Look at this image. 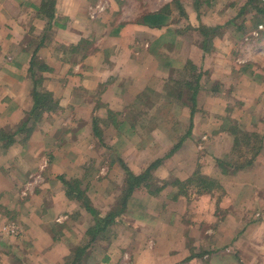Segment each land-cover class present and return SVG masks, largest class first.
Here are the masks:
<instances>
[{
  "label": "crops",
  "instance_id": "crops-1",
  "mask_svg": "<svg viewBox=\"0 0 264 264\" xmlns=\"http://www.w3.org/2000/svg\"><path fill=\"white\" fill-rule=\"evenodd\" d=\"M190 1L166 0L153 9L151 0H55L53 20L48 24L38 11L43 0H0V129L13 132L30 111L36 80L39 81L36 90L51 93L58 103L55 112L43 114L24 145L17 142L1 149L0 144V264H63L69 255L68 242L75 241L70 236L84 237L88 227L81 216L86 212L79 203L66 197L60 177L79 181L91 205L98 209L102 201L110 203L115 198L104 181L115 182V186L123 183L121 161L135 175L152 163L151 158L147 162L145 140L139 141L136 149H124L123 142L132 136L147 137L136 124L146 115L130 113L144 106L147 98L159 97L160 83L168 76L169 68H174L176 58H182L179 53L185 29H173L174 21L180 18L172 15L179 5L186 9ZM98 6L103 10L91 18ZM217 50L214 52L218 53ZM212 59L208 55L200 66L189 58L201 74L200 82L205 76L213 81L224 79L223 67L214 63L217 58ZM32 62L35 65L30 71ZM214 73L221 74L215 77ZM194 117L191 132H196L200 121ZM93 121L100 139L93 133ZM154 132L152 128L151 137ZM188 137V141L183 140L181 150L154 170L158 179L170 183L189 178V173L181 175L174 161V156L189 155V149H183L189 145ZM159 150L149 149V155ZM186 160L191 162V157ZM190 165L196 167L194 163ZM111 173L115 178L109 177ZM171 176L175 179L165 181ZM256 185L259 187L258 175ZM172 188L171 195L176 191ZM138 195L144 198L140 201ZM253 198L251 194L235 195L232 201L237 205L234 204L233 210L232 205L225 203L226 213L221 216L236 221L233 230H228L219 229L218 225L204 228L207 221L215 219L217 203L224 198H213L212 194L200 196L198 201L214 202L207 204L212 210L193 209L191 221L186 225L202 226V236L191 239L190 245L184 241L181 247H176L174 197L165 206L166 211L162 209L165 214H154L141 204L147 200L156 203L159 199L148 196L141 188L135 190L128 198L126 213L140 223L148 221L150 230L154 228V241L149 247L143 245L138 249L132 264H264V241L231 240L228 246L225 243L219 246L221 240L216 236L223 232L232 234V238L256 230L264 233V207L259 196L255 197L260 201L258 209L252 213L261 216L253 217L251 224H247L250 214L245 212L243 203L248 205ZM162 218L170 219L162 221ZM244 219L247 220L242 227ZM12 223L18 224L22 231L19 237L2 232L3 226ZM184 243L187 253L183 251ZM107 264L113 261L108 259Z\"/></svg>",
  "mask_w": 264,
  "mask_h": 264
},
{
  "label": "rangeland",
  "instance_id": "rangeland-1",
  "mask_svg": "<svg viewBox=\"0 0 264 264\" xmlns=\"http://www.w3.org/2000/svg\"><path fill=\"white\" fill-rule=\"evenodd\" d=\"M194 1L195 0H191L190 3L186 5V9L182 8L185 16H182V13L179 16L178 9L176 8L174 10L175 14L172 15L173 17L180 18L174 21L173 29L175 31L177 29H181V31L185 29V33H182L185 38L184 44L179 53L182 58H176L178 61H174V68H169L170 74L160 83L162 87L157 91L159 97L151 96L145 101L144 106H140L139 109L134 108L130 113L131 115L141 113L146 115L141 122L138 121L136 124L141 127L139 132L147 134V137L145 139H133L132 136L130 139H124L125 141L123 144H126L124 149H136L139 141L143 143L145 140L148 148L147 162H149L151 158L153 160L152 162H158V165H160L163 160L174 155L178 149H182L183 142L179 145L178 149H175L173 154L170 153L174 145H176L182 137H185L184 141H188L185 134L190 125V110H193V117L195 116L196 119H200V121L196 124V132H190L188 135L189 145L183 148L189 149V155L185 156L180 154L174 156V161L182 171V174L180 173L182 176H186L189 173V178L187 177V179H190V177L192 178L194 174H198L201 177L216 182L218 188L212 192V197L217 199L224 198V201L221 200L217 203L218 207L215 208V219H213L212 222L207 221V223L203 225L205 226L204 228H214V226L218 225L219 229L223 227L224 229L233 230V221L235 220L226 219L221 215L226 213V207H223L225 203L232 205L233 208H231V210L234 209L235 203L232 200L235 195H237V197H239V195L246 196L247 194L254 195L252 202H249L248 205H245V202L243 203L245 212L247 210L250 214L247 217L248 225L251 224L250 221L253 217L258 219L261 216V214L257 216L252 213L253 210L258 209L256 206H259L258 204L260 202L256 200L255 197L259 196L262 198L261 203L264 207V139L263 148L259 156L254 160L252 166L235 173L232 172V169L229 170L228 167L220 166L222 164L233 166L236 163L241 164L246 161L242 158L246 152L240 154L236 152L237 150L232 151L233 141L232 136L228 133V127L238 128L239 130L249 133H258L263 135L264 138V89H260L262 86L264 88V31H262L257 38L251 35L259 25L264 26V13H257L253 10V5H247L248 0H197L199 3L197 6L194 5ZM151 3L153 4V9H158L161 5L166 3V0H151ZM255 3H257V1ZM262 6L264 7L263 4ZM241 8L246 11L244 15L239 12ZM234 19L238 24H235V22L229 24V22ZM199 22L206 27L216 28L218 34L212 39L210 47L212 51L210 53H205V55H203L200 49L196 48L201 38L193 29L197 28ZM237 25H241L243 28L238 30L236 29L238 28ZM246 38L247 40H245ZM220 40L225 41L219 43ZM215 50L219 52L216 53L214 52ZM210 54L213 56V59L217 58V61L214 63L223 67L224 73L222 75L224 79L221 80L219 78V81H213L210 80L208 76H205L200 82V90L197 93L195 106L189 103L190 101L186 98L188 96H182L180 99H174V97L168 96L169 88L173 86V82L169 80L172 78L173 81L178 80L179 82L184 80L185 82L192 83L193 75H189L188 63L195 68L196 66L193 62L201 66V64L208 60V55ZM217 54L219 55L217 56ZM189 58L193 59V62L189 60ZM219 74L221 73H214V75H216L215 77H219ZM251 83H255V86ZM216 85H219V87L217 89L218 91L215 93L212 87ZM176 92L177 89L175 94ZM207 98L209 99L206 100ZM193 117L191 118V122ZM225 118H228V121L224 123ZM144 128H146V133L144 132ZM152 128L156 130V132H154V137L150 136ZM149 149L160 150L155 155L150 156ZM192 151H194L193 154ZM158 154L159 156L156 157ZM190 157L191 162L186 160ZM191 163H194L196 167L193 168L190 165ZM222 168H227L229 171L224 173ZM180 170L179 172H181ZM152 174L155 182L154 180L151 181L149 192L144 188H141V190L144 193L147 192L148 196H156L159 200L157 202L155 201L156 203L148 200L144 201L141 207L144 206L147 209L153 210L155 212L154 214H160L166 211L165 209L167 207L165 206L171 204L170 202L173 201L172 198L174 197V205H172V209H174V245L176 247H181L184 241L187 243L186 245H190L191 239L201 238L202 226L192 227L191 225L188 227L186 224L191 221L190 217L194 214L193 209H196L195 211H200L199 209L201 208L211 212L212 208H207V204L214 205V202L212 200L206 202L198 201V198L202 195H196L193 188H189L187 196L183 197L184 194L180 192L183 190L181 186H179L178 189L174 187L176 191L174 190V194L172 195L169 193L173 191V188L168 185L166 189L163 190L164 192L162 191L159 195L149 194L150 191L156 187H161V183L163 182V180L155 176L154 171ZM257 175L259 178V187L256 185ZM109 177L115 178L114 173H111ZM171 179L175 178L171 176L165 181L170 182ZM104 182V185L108 184L106 186L107 190L110 189L108 192H113L115 198L110 203L102 201L103 204L98 206L96 210L101 217L105 216L111 209L118 207L125 189L124 180L123 183L118 186L114 185L115 182ZM100 190L102 191V187ZM142 198L144 197L137 196V199L140 201ZM135 204L134 208H137L139 203L137 202ZM220 204H223L221 208ZM126 212L127 211L124 212L123 216L119 217L121 223L113 227V231L115 230L114 233L118 232L116 238L93 244L87 251V258H85L83 264H107L108 259L112 260L113 264H132V257L135 259V254L138 249L143 245L149 247L152 244L154 241V228L150 230L149 226L146 225V223H149L148 221L140 223L136 221L135 218L128 216ZM164 212L162 214H165ZM217 213L220 214V217ZM166 219L169 221L170 218H162V221H166ZM246 220L247 219H244V221H242V227ZM81 221L89 228L93 225L94 220L92 216L86 212L85 216H81ZM12 224L18 226L16 223ZM133 224L138 225V227L134 228ZM211 235L215 237L216 233L214 234L212 232ZM80 236V234L76 236L71 235L70 238L73 239V241L75 240L74 242H78L77 245H82L87 240ZM216 236L221 240L219 246L223 245V243L228 246L231 240L237 242L251 241L255 243H257V241H264V233H259L258 230L254 233L246 232V234L235 238H232V234L228 232H223L222 235L218 233ZM74 242H68L70 249L76 246ZM185 243L182 247L183 251L187 253ZM225 252L226 251H223V253ZM104 258H107V261H104Z\"/></svg>",
  "mask_w": 264,
  "mask_h": 264
},
{
  "label": "trees",
  "instance_id": "trees-1",
  "mask_svg": "<svg viewBox=\"0 0 264 264\" xmlns=\"http://www.w3.org/2000/svg\"><path fill=\"white\" fill-rule=\"evenodd\" d=\"M256 1L257 3H255ZM54 2L55 0H43L41 7L38 9L39 13L45 16L48 24L53 20ZM193 3L195 6L199 4L197 0H195ZM248 4L251 6L253 5V10H255L257 13H264V7L260 3V0H248L247 5ZM177 9L180 15L181 13H184L180 5L177 7ZM239 12L240 14L244 15L246 11L241 8ZM182 16L185 15L183 14ZM233 22H235V24L237 23L234 19L233 21H230L229 24ZM237 27L238 28L236 29L238 30H241L243 28L241 25H237ZM193 30H195L201 38L197 43V46H199V48L204 53H210L212 51V49L210 48L212 39L214 36L218 35L217 29L206 27L201 22H199L197 28ZM189 64L190 63H188V72L190 73L189 75H193V82H185L184 80L178 82V80L173 81L171 78L169 81L173 82V86L169 88V91L167 89V91L168 96L174 97V99H180L182 96H188L186 98L190 101L189 103H191L192 106H195L197 93L200 90L201 74L197 73V69L194 66H190ZM33 65H35L34 62H32L30 65V71L32 70ZM38 83L39 81H34V89L31 93L33 101L32 107L30 111L25 114L22 121H20V123L15 126V130L13 132H9L0 129L1 149H8L10 146L17 142L24 145L34 131L35 126L41 121L43 114L53 113L58 109V103L53 99V95L51 93L47 91L39 92L36 90L35 87ZM218 87L219 85L212 87L215 93L218 91ZM176 89L177 92L175 94ZM148 99L149 98H147L146 100ZM193 115V110H190V125L185 134L186 137L191 132V118L193 117ZM227 119L228 118L224 119V123L228 121ZM93 122V133L96 138L100 139V131H98L95 121ZM228 133L230 136H232V151L237 150L236 152L240 154L246 152L242 157L246 161L241 164L236 163L233 166L227 164H222L220 166L228 167L229 170L232 169L233 173L252 166L254 160L257 156H259V153L263 148V135H260L258 133L245 132L234 127H228ZM184 139L185 137H182L179 142L174 145V148L170 152L171 154L175 152V149L179 148V145H181ZM120 165L124 173L125 189L123 191V196L119 201L118 207L115 209H111L103 217L99 216L97 210L92 207L90 200L86 196L85 190L81 189V183L79 181L74 179L67 180L64 177L59 178L64 187L66 197L71 201L79 203L80 206L86 212H88L94 220L93 225H91L84 234V239L86 238L87 241L82 245H76L72 249H70L68 251L69 255L64 259L63 264H83L85 258H87V251L93 244L103 240H111L116 238L118 232L114 233L115 230L113 231V227H115L116 225L118 226L121 223L119 217L123 216L124 212L126 211L128 198L135 190L140 188L147 189V191L149 192V189L151 188V181L154 180L152 172L159 166L158 162L154 161L150 163L148 167L140 174L135 175L124 163L120 162ZM229 170L227 168H224L223 172L226 173ZM167 185L176 187L177 189L179 186H181L183 190L180 192L184 194L183 197L187 196L189 188H193L196 195L212 194V192L218 188L216 182H214L213 180L201 177L198 174H194L192 178L190 177V179H186L185 181L175 179V181H172L170 183L162 182L161 187H156L155 189L151 190L149 194L158 195ZM178 194L182 195L180 193ZM104 261H107V258H104Z\"/></svg>",
  "mask_w": 264,
  "mask_h": 264
},
{
  "label": "built area",
  "instance_id": "built-area-1",
  "mask_svg": "<svg viewBox=\"0 0 264 264\" xmlns=\"http://www.w3.org/2000/svg\"><path fill=\"white\" fill-rule=\"evenodd\" d=\"M260 1L264 5V0H260ZM102 10H103L102 7L101 6L100 7L98 6L97 9H95V10L92 11L91 18H93L96 13H99ZM262 31H264V26L263 25H259L257 27V29L254 30L251 33V35L253 37L257 38V37H259V34H261ZM245 40H247V38ZM2 232L5 235L9 236V237H18L21 234V230L15 224H8V225L3 226Z\"/></svg>",
  "mask_w": 264,
  "mask_h": 264
}]
</instances>
